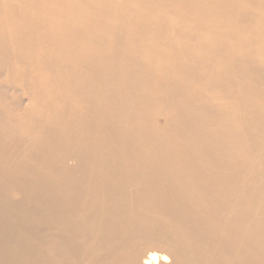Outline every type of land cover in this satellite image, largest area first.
Returning <instances> with one entry per match:
<instances>
[{"label":"bare ground","instance_id":"1","mask_svg":"<svg viewBox=\"0 0 264 264\" xmlns=\"http://www.w3.org/2000/svg\"><path fill=\"white\" fill-rule=\"evenodd\" d=\"M0 264H264V0H0Z\"/></svg>","mask_w":264,"mask_h":264},{"label":"rangeland","instance_id":"2","mask_svg":"<svg viewBox=\"0 0 264 264\" xmlns=\"http://www.w3.org/2000/svg\"><path fill=\"white\" fill-rule=\"evenodd\" d=\"M29 71L32 72L31 69H30ZM10 92H11V91H10ZM19 92H20V90L18 89V94H19ZM20 93H21V92H20ZM24 100H25L26 102L23 101V104H25V103L27 104V103L29 102V100H26V99H24Z\"/></svg>","mask_w":264,"mask_h":264}]
</instances>
